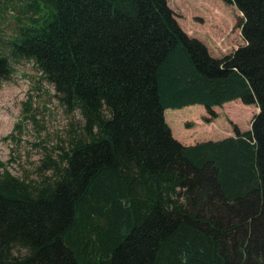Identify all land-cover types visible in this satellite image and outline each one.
I'll use <instances>...</instances> for the list:
<instances>
[{
  "label": "trees",
  "instance_id": "obj_1",
  "mask_svg": "<svg viewBox=\"0 0 264 264\" xmlns=\"http://www.w3.org/2000/svg\"><path fill=\"white\" fill-rule=\"evenodd\" d=\"M222 1L246 43L218 57L167 0H0V80L31 59L83 123L39 176L0 161V264H264V0ZM232 99L250 130L186 145L164 118Z\"/></svg>",
  "mask_w": 264,
  "mask_h": 264
},
{
  "label": "rangeland",
  "instance_id": "obj_2",
  "mask_svg": "<svg viewBox=\"0 0 264 264\" xmlns=\"http://www.w3.org/2000/svg\"><path fill=\"white\" fill-rule=\"evenodd\" d=\"M181 29L207 45L209 54L223 57L245 44L239 27L241 12L222 0H167ZM16 11L0 9V52L8 53L9 35L16 28ZM9 77L0 80V161L11 174L32 178L45 153L55 154L68 135L80 132L82 116L66 109L31 59L11 56ZM256 104L239 99L216 105L214 115L205 106L191 104L164 112L173 135L197 140H218L234 134L233 125L245 130L251 126ZM180 115V116H179ZM179 138H182V137ZM193 140H188L191 143ZM186 141V140H185ZM23 252V249H15Z\"/></svg>",
  "mask_w": 264,
  "mask_h": 264
},
{
  "label": "crops",
  "instance_id": "obj_3",
  "mask_svg": "<svg viewBox=\"0 0 264 264\" xmlns=\"http://www.w3.org/2000/svg\"><path fill=\"white\" fill-rule=\"evenodd\" d=\"M183 107H184V106H183ZM185 107H187V106H185ZM185 107H184V108H185ZM180 108H182V107H180ZM258 108H259V107H258ZM258 108H257V109H258ZM166 110H167V109H166ZM179 111H181V109L176 110L177 113H179ZM179 116H180V115H179ZM170 128H171V127H170ZM246 129H247V128H246ZM246 129H245V130H246ZM247 130H250V126L248 127ZM171 131H172V128H171ZM231 135H232V134H231ZM180 136H181V135H180ZM180 136H177V137H176V136L174 135L173 137L176 138L179 142L181 141L182 143H184V144H186V145H192V144L195 143V142H201V141H202V140L199 141V140H197V139L194 141V140H193V139H194V136H190V137H189V136H188V137L181 136L182 138H179ZM224 138H225V137H224ZM190 139L193 140L191 143H189V141H188V140H190ZM185 140H186V141H185ZM203 141H205V140H203Z\"/></svg>",
  "mask_w": 264,
  "mask_h": 264
}]
</instances>
